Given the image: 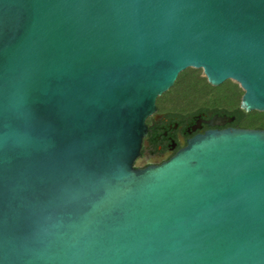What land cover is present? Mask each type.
Here are the masks:
<instances>
[{
    "label": "water",
    "instance_id": "obj_1",
    "mask_svg": "<svg viewBox=\"0 0 264 264\" xmlns=\"http://www.w3.org/2000/svg\"><path fill=\"white\" fill-rule=\"evenodd\" d=\"M189 68L264 112V0H0V264H264V129L143 166Z\"/></svg>",
    "mask_w": 264,
    "mask_h": 264
},
{
    "label": "flooded vegetation",
    "instance_id": "obj_2",
    "mask_svg": "<svg viewBox=\"0 0 264 264\" xmlns=\"http://www.w3.org/2000/svg\"><path fill=\"white\" fill-rule=\"evenodd\" d=\"M216 115L225 116V114L212 112L168 115L158 111L155 116L149 118L152 120L150 124L147 121L150 127L146 146L142 149L143 166L160 165L168 161L197 135L210 130L235 128L232 125L235 120L224 126L210 125L209 123Z\"/></svg>",
    "mask_w": 264,
    "mask_h": 264
},
{
    "label": "rangeland",
    "instance_id": "obj_3",
    "mask_svg": "<svg viewBox=\"0 0 264 264\" xmlns=\"http://www.w3.org/2000/svg\"><path fill=\"white\" fill-rule=\"evenodd\" d=\"M189 69L180 73V81L178 82L179 87L177 89L166 92L163 98L161 97L158 98V100L161 98L159 100V104L161 106L165 102L177 100V102H179L177 107L181 109L182 111H189L193 108H197L200 106H205L207 108H220V109H225V110H233L239 104H241L239 100L240 93L236 90V87L233 84L236 82L232 80H228L219 86L211 85L212 86L211 89H208L204 91L203 93H201L200 97H198L197 99L196 98H193V99L186 98L184 99L185 101L184 100L181 102L178 101V98L181 97V94H182V93L179 94L180 90H183L184 88L188 86L196 85L199 87L201 91L205 90L206 88L203 82L201 83L200 81H198V79L196 78V74L190 71ZM242 97H241V100H242ZM246 114H247V117H246L247 121L250 123L256 122L259 120L264 122V112L253 111V112L246 113Z\"/></svg>",
    "mask_w": 264,
    "mask_h": 264
},
{
    "label": "trees",
    "instance_id": "obj_4",
    "mask_svg": "<svg viewBox=\"0 0 264 264\" xmlns=\"http://www.w3.org/2000/svg\"><path fill=\"white\" fill-rule=\"evenodd\" d=\"M189 70L196 74V78L198 79V81H200L201 83L203 82L206 88L205 90L201 91L198 86L191 85V86L184 88L183 90H180L179 94L182 93L181 97L178 98V101L180 102L186 98L188 99L196 98L197 99L198 97H200L201 93H203L204 91L208 89H211L212 87L211 84L208 82L207 78L204 76L203 70L201 69L197 70V69H192V68H190ZM179 81H180V75L178 76L174 86L169 91L177 89L179 87V83H178ZM233 84L235 85L236 90L240 93L239 100L241 102V97L244 94V91L241 89L240 85H238L237 83H233ZM164 96L165 94L162 95L161 98H163ZM159 100H157L158 111L162 113H167L168 115H185V114L188 115L191 113H203V112L221 113V114L229 115L230 117L235 118V121L232 123V125L235 128L264 129L263 121L259 120V121L252 122V123L247 121V118H246L247 114L245 111H243L240 108L241 104H239L233 110H225V109H220V108H207L205 106H200L197 108H193L189 111H182L181 109L177 107L179 103L177 102V100L165 102L162 106L159 104ZM151 122L152 120L149 119L148 124H150Z\"/></svg>",
    "mask_w": 264,
    "mask_h": 264
}]
</instances>
